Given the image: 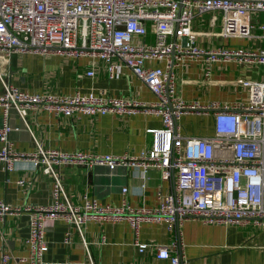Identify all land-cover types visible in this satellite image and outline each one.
<instances>
[{
    "label": "built area",
    "instance_id": "obj_1",
    "mask_svg": "<svg viewBox=\"0 0 264 264\" xmlns=\"http://www.w3.org/2000/svg\"><path fill=\"white\" fill-rule=\"evenodd\" d=\"M211 11L223 15V35H248L253 25L245 23L243 17L264 12V0H0L3 57L51 52L87 56L102 61L110 77L128 68L156 96L154 102H144L93 91L29 93L4 82L0 74L2 169L10 171L16 162L27 161L54 180L48 205H10L0 200V218L5 214L28 216V254L13 257L1 253L0 264H60L41 259L48 248L44 238L46 219H62L73 225L83 241V227L89 221L127 220L135 233L143 222H164L172 228L191 218L207 224L250 221L264 226V78L240 80L248 88L249 98L231 104L189 103L177 94L173 67L186 58H203L206 76L211 64L220 59L235 57L264 65V50H206L197 46L192 20ZM148 28L153 32L152 43L143 40ZM152 61H163L164 66L146 64ZM93 74V70L87 71L88 76ZM38 109L65 117L152 111L160 117L162 128L146 129L152 135L151 144L134 155L65 152L39 145L32 153L14 152L9 133L17 127L9 125L8 112L13 110L27 128V111ZM188 112H211L213 135H181L178 121ZM62 164L105 166L109 170L133 167L142 179L154 168L162 179L172 181L171 190L157 192L158 205L154 208L133 207L125 200L115 206L104 204L86 194L80 204H73L60 180L58 167ZM16 184L25 191L29 181L18 179ZM68 240L69 233L65 236ZM136 244L141 252L147 246ZM156 256L170 264H182L179 254L171 255L162 245H157ZM78 264L97 263L89 260Z\"/></svg>",
    "mask_w": 264,
    "mask_h": 264
},
{
    "label": "crops",
    "instance_id": "obj_2",
    "mask_svg": "<svg viewBox=\"0 0 264 264\" xmlns=\"http://www.w3.org/2000/svg\"><path fill=\"white\" fill-rule=\"evenodd\" d=\"M243 21L253 25L248 35H223V15L217 11L196 15L191 29L197 46L202 49L264 50V12L249 13ZM143 40L146 43L154 41L150 28ZM146 64L164 66L163 61ZM205 68L206 63L201 57L186 58L173 67L177 94L184 101L200 104L246 101L249 90L239 81H261L264 78V65L241 62L235 57L213 62L208 76ZM89 70H93L92 76L87 75ZM0 74L4 82L29 93L70 95L77 91H93L109 97L144 102L156 100V96L128 68L123 67L118 75L110 77L102 61L87 56L58 52L17 53L9 58L0 55ZM2 92L0 83V95ZM1 110L0 107V125ZM7 121L11 127H17L9 133L11 148L21 153H32L39 145L43 149L65 152L134 155L151 144L152 135L146 129L162 128L157 114L143 110L123 115L77 114L70 117L55 115L46 109L28 110L25 116L27 128L10 110ZM178 132L183 136H212L213 114H183L178 121ZM2 166L0 161V200L10 205H48L51 202L54 180L40 167L32 168L27 161L16 162L10 171H4ZM58 172L73 204H80L86 194L104 204L115 206L125 200L133 207L154 208L158 205L157 192H170L172 184L171 180L162 179L160 171L154 168L148 170L144 179L133 167L109 170L105 166L88 168L62 164ZM18 179L29 181L27 190L16 184ZM123 188H126L125 192ZM27 233L26 213L5 214L0 218V254L26 256ZM67 233L69 240L65 241ZM44 238L48 248L41 254V259L51 263L78 264L92 260L97 264H170L167 259L156 256L157 245H162L171 255L179 254L182 264H264V226L250 221L207 224L191 218L172 228L164 222H143L138 233L127 220L116 223L89 221L83 227V241L73 225L62 219H46ZM136 243L147 246L141 252Z\"/></svg>",
    "mask_w": 264,
    "mask_h": 264
}]
</instances>
